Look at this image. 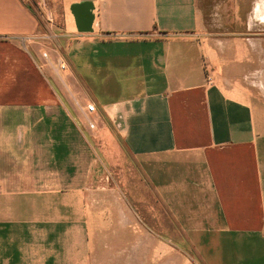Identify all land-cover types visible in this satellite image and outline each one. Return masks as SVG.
Wrapping results in <instances>:
<instances>
[{
  "label": "crops",
  "instance_id": "0c3cea01",
  "mask_svg": "<svg viewBox=\"0 0 264 264\" xmlns=\"http://www.w3.org/2000/svg\"><path fill=\"white\" fill-rule=\"evenodd\" d=\"M251 2L0 0V264H264Z\"/></svg>",
  "mask_w": 264,
  "mask_h": 264
},
{
  "label": "rangeland",
  "instance_id": "374dc122",
  "mask_svg": "<svg viewBox=\"0 0 264 264\" xmlns=\"http://www.w3.org/2000/svg\"><path fill=\"white\" fill-rule=\"evenodd\" d=\"M250 1V0H248ZM251 3H246L240 9L244 11L245 13H242L238 16L237 20L234 22H237L235 26L231 25L228 27V30L225 27V31L223 34L228 35L229 37L231 36H237V37H254V36H259L263 35L264 36V28H260L262 31H258L256 27H252L251 29H247L246 26L249 23L251 25V19H252V11L254 8V5ZM242 17V18H241ZM256 30V31H255ZM220 35V34H219ZM55 64V62H54ZM126 158V156H125ZM125 162H129L128 159H125Z\"/></svg>",
  "mask_w": 264,
  "mask_h": 264
},
{
  "label": "built area",
  "instance_id": "2783aa9c",
  "mask_svg": "<svg viewBox=\"0 0 264 264\" xmlns=\"http://www.w3.org/2000/svg\"><path fill=\"white\" fill-rule=\"evenodd\" d=\"M44 57L47 58V55L44 54ZM209 81H212V78H211V77L209 78ZM95 111H96V108H95V106H94L93 104H90V105H88V106L86 107V114H85V117H86V120H87V122H88L90 128H94L95 125H94V123L92 122V120L90 119L89 114H92V113L95 112Z\"/></svg>",
  "mask_w": 264,
  "mask_h": 264
}]
</instances>
